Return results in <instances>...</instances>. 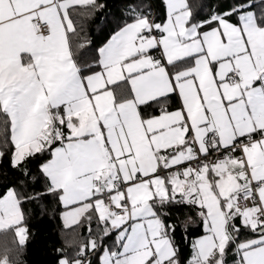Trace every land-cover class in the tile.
Wrapping results in <instances>:
<instances>
[{"label": "snow or ice", "instance_id": "6c2138e0", "mask_svg": "<svg viewBox=\"0 0 264 264\" xmlns=\"http://www.w3.org/2000/svg\"><path fill=\"white\" fill-rule=\"evenodd\" d=\"M106 7L0 0V264L48 198L74 234L57 264H264V0H124L88 56Z\"/></svg>", "mask_w": 264, "mask_h": 264}, {"label": "trees", "instance_id": "16d2710c", "mask_svg": "<svg viewBox=\"0 0 264 264\" xmlns=\"http://www.w3.org/2000/svg\"><path fill=\"white\" fill-rule=\"evenodd\" d=\"M99 2L107 5L103 12H97L95 19L89 20L85 18L82 20L84 38L92 42L91 49L87 50L88 56L94 54L93 50L106 40L111 31L109 27H105L103 31L98 30L97 25L102 17L118 14L124 4V0H99ZM215 2L216 0H194V3H201L203 5L199 10L200 15H205L209 10V6ZM0 168L8 170L9 177L15 175L9 169L7 157L0 162ZM25 211L27 213L28 227L32 234L26 253L23 256L25 264H57L58 253L56 250L64 246L66 240H72L74 235L70 230L66 231L63 228L59 206L52 198H48L41 205L26 204ZM171 212L173 220H177V217L179 221H185L189 217L192 218V223L187 228L189 239H195L203 234L196 208H172ZM175 237L176 242L180 246L181 257L183 259L190 254V250L181 228H177ZM228 264H231L230 256L228 257Z\"/></svg>", "mask_w": 264, "mask_h": 264}, {"label": "built area", "instance_id": "2783aa9c", "mask_svg": "<svg viewBox=\"0 0 264 264\" xmlns=\"http://www.w3.org/2000/svg\"><path fill=\"white\" fill-rule=\"evenodd\" d=\"M240 203H241V204H243V203H244V201H240Z\"/></svg>", "mask_w": 264, "mask_h": 264}, {"label": "crops", "instance_id": "0c3cea01", "mask_svg": "<svg viewBox=\"0 0 264 264\" xmlns=\"http://www.w3.org/2000/svg\"><path fill=\"white\" fill-rule=\"evenodd\" d=\"M199 237V236H198ZM198 237H196V238H198Z\"/></svg>", "mask_w": 264, "mask_h": 264}, {"label": "rangeland", "instance_id": "374dc122", "mask_svg": "<svg viewBox=\"0 0 264 264\" xmlns=\"http://www.w3.org/2000/svg\"><path fill=\"white\" fill-rule=\"evenodd\" d=\"M202 235V234H201Z\"/></svg>", "mask_w": 264, "mask_h": 264}]
</instances>
